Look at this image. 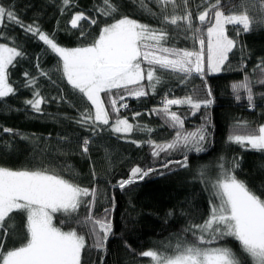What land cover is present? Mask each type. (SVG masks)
I'll return each mask as SVG.
<instances>
[{
	"label": "snow or ice",
	"instance_id": "6c2138e0",
	"mask_svg": "<svg viewBox=\"0 0 264 264\" xmlns=\"http://www.w3.org/2000/svg\"><path fill=\"white\" fill-rule=\"evenodd\" d=\"M132 3L138 11L157 20L158 26L123 14L117 0H101V4L94 7L96 16L76 11L68 21L71 29L86 37L82 22H87L89 26L97 25V16L111 20L104 23L98 37L86 46L64 47L57 42L54 34L43 31L36 22L25 24L11 7L6 8L2 4L0 29L6 27L7 20L9 24L20 27L26 35L43 42L48 54L57 59L56 70L61 78L66 80L74 93L90 103L91 107L79 112L75 121L80 127L93 136L104 130L120 138L144 133L148 139L131 142L138 147L148 144L154 158L162 153L180 152L183 160H165L161 167L169 169V165L175 164L187 168L188 153L205 152V144L210 143L211 118L205 114L204 122L189 131L184 127L186 116L173 111L172 106L186 105L190 114L196 115L202 108L207 110L214 103L211 86L205 78L206 70L213 74L227 70L225 66L229 63V54L234 49L244 50L239 36L252 31L254 25L264 27V0H240V11L230 7L228 13L223 10L222 0H200L195 5V16L191 0H132ZM227 3L231 5L232 0H227ZM257 3L261 5V14L253 19L247 6ZM150 4H155L158 11L149 7ZM61 5V13L75 6L74 0H61ZM229 26L235 30L234 37L228 34ZM169 27L183 39L191 41L192 47H176L174 43L169 46L177 38L170 34ZM0 36L7 38L3 31H0ZM11 39L14 41L15 37ZM26 55L14 43L0 42V100L16 93L17 89L9 80V67H15L19 59ZM36 67L39 70L37 76L27 71L23 73L24 87L33 90L32 98L27 99L25 105L34 113H42V106L49 101L41 94L37 81L41 76L49 80L51 77L48 72L39 69V63ZM257 70L259 75L256 80L246 74L243 80L230 85L235 99L239 101L243 91L253 108L256 97L253 87L255 84L264 85V58L253 68V72ZM158 71L173 74L184 84L193 76H198L204 83L205 93L201 98L199 90L193 88L191 94L183 97L168 98L166 94L161 106L152 109L165 126L174 130L172 139L164 142L150 138L154 129L119 115L120 108L129 107L127 103L117 107L118 101L125 100L126 96L140 99L155 93L162 83ZM102 93L108 97L111 113L116 114L114 119ZM260 95L264 97V93ZM140 115L139 112L133 113L134 117ZM237 127L243 131L230 134L227 137L229 143L244 150L264 153V125L250 128L247 122H237ZM3 131L28 139L11 128H4ZM62 139L68 140L67 137ZM91 144L90 137H84L79 142L80 154L89 159ZM241 159L234 157L231 166L225 167V158L220 157L217 165L219 175L214 181L208 178L207 166L199 170L198 177L206 187H211L212 198L208 216L201 223H190L183 230L184 233H191L192 241L181 236L175 245L168 244L139 253H135L126 241L125 247L139 257L148 258L150 264H264V198L235 175ZM158 171L136 165L130 169L126 179L117 181L112 187L120 190L130 188ZM92 175L96 176L94 166ZM100 195L98 187L81 186L50 168L13 169L0 166V264H82L86 247L106 252L109 239L115 235L111 217L115 197H111L112 208L106 207L101 215H96ZM82 207L86 210L84 214H80ZM57 213L75 226L68 230L56 227L53 218ZM18 216L23 218V242L5 250L7 239L16 235ZM228 238L238 242L239 254L227 243H221Z\"/></svg>",
	"mask_w": 264,
	"mask_h": 264
},
{
	"label": "trees",
	"instance_id": "16d2710c",
	"mask_svg": "<svg viewBox=\"0 0 264 264\" xmlns=\"http://www.w3.org/2000/svg\"><path fill=\"white\" fill-rule=\"evenodd\" d=\"M123 14L129 15L143 23L158 26V21L138 11L132 0H117ZM200 0H191L193 14L195 5ZM240 0H232L229 5L227 0H222L223 10L229 12L230 7H238ZM0 4L11 9L25 24L36 22L41 29L50 35L54 34L59 44L68 48L86 46L98 37L100 28L111 20L97 16L98 24L89 26L82 22L86 37H81L77 30L71 29L68 21L76 11H84L89 16H96L94 7L101 4V0H74V5L61 13V0H0ZM154 11H158L155 4H150ZM248 14L253 19L261 14L260 4H249ZM200 10H203L201 8ZM119 18V17H117ZM3 31L6 34L0 36V42H6L19 46L26 57L19 59L15 67H9V80L17 89L14 95L0 100V166L13 169L20 168H50L65 178L74 180L84 187L96 186L100 195L95 214L101 215L104 208H114L111 217L114 224L115 235L107 243L106 252L96 251L86 247L82 254V264H150L148 258L139 257L135 253L143 252L150 248H162L164 245H175L181 236L187 241H192L191 233L183 230L190 224L201 223L209 213L212 189L206 187L199 177V170L207 166L208 178L215 180L219 175L217 167L219 158H225V167L231 166L234 157H241L240 167L235 175L245 181L247 185L261 198H264V153L254 150H244L240 146L229 143L227 137L233 132L243 129L237 127V122H247L250 128L264 125V85L255 84L253 91L256 94L255 107H250L246 94L241 92V99H235L230 87L233 82L244 79L247 74L252 80H256L259 71L253 72L256 64L264 58V27L253 26V30L239 36V43L243 45V52L234 49L229 54V63L226 69L219 73H209L206 70V82L212 89L214 103L207 109H201L196 115H191L188 106H172L173 111L186 116L184 127L191 131L204 122L205 114L211 118L209 131L210 143L205 144L206 151L201 153H188V167L181 168L175 164L169 165V169L161 167L165 160L181 161L183 154L172 152L164 153L154 158L148 144L137 146L132 140L142 141L149 137L144 133L129 134L126 138H120L108 130L92 135L87 129L80 127L75 121L79 112L90 108V103L83 100L78 93H74L66 80L61 78L57 69V59L48 54L46 46L15 25L5 20ZM169 32L177 37L170 42L176 47L191 48V41L185 40L178 33ZM229 36H235V30L229 26ZM15 37L13 41L11 38ZM39 58V59H37ZM39 69L49 73L51 79L39 77L37 87L43 96L48 98V103L43 105L42 113H34L25 105L27 99L32 98V89L24 87L27 71L30 75L37 76ZM162 83L157 86L155 93L146 97L134 99L125 97L118 101L127 103L128 108H120L119 115L127 116L130 122L139 121L143 125L154 129L151 139L157 142L171 140L174 130L165 126L162 119L152 112V109L160 107L165 95L168 98L183 97L191 94L196 88L199 95L204 98V83L198 76H193L187 84L181 83L173 74L167 72L157 73ZM147 85V81H144ZM123 94V93H119ZM106 107L111 109L108 97L102 93ZM117 95L116 92L113 93ZM63 96L65 99L61 100ZM55 98V99H53ZM70 102V103H69ZM139 112V117L133 113ZM113 119L116 114L111 113ZM112 121L110 120V123ZM4 128H11L15 132L26 135L28 139H22L21 135L5 133ZM107 129V126H105ZM67 137L68 140H63ZM84 137H90L92 144L89 149L90 159L79 152V142ZM136 165L141 168H155L158 172L150 174L138 184L120 190L113 188L117 181L126 179L130 169ZM70 166V170L68 169ZM96 176L92 175V167ZM159 172H163L160 175ZM86 210L82 207L80 214ZM171 213V215H169ZM54 225L68 230L75 225L57 213L53 218ZM23 218L17 217L16 235L10 236L5 243V250L19 246L25 235ZM2 235V233H0ZM125 241L135 249V253L125 247ZM91 240L89 239V244ZM221 243H227L238 254L240 248L238 242L228 238ZM250 264V262H249Z\"/></svg>",
	"mask_w": 264,
	"mask_h": 264
},
{
	"label": "rangeland",
	"instance_id": "374dc122",
	"mask_svg": "<svg viewBox=\"0 0 264 264\" xmlns=\"http://www.w3.org/2000/svg\"><path fill=\"white\" fill-rule=\"evenodd\" d=\"M53 224H54V222H53Z\"/></svg>",
	"mask_w": 264,
	"mask_h": 264
}]
</instances>
